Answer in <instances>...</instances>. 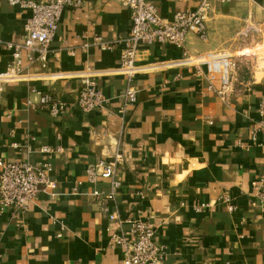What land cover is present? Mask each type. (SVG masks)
Listing matches in <instances>:
<instances>
[{
    "label": "crops",
    "instance_id": "obj_1",
    "mask_svg": "<svg viewBox=\"0 0 264 264\" xmlns=\"http://www.w3.org/2000/svg\"><path fill=\"white\" fill-rule=\"evenodd\" d=\"M151 1L165 19L197 3ZM28 16L0 0V72L12 60L5 43L22 40ZM130 24L123 0L65 8L46 64L22 54L18 77L1 84L0 160L48 162L55 188L39 185L25 208L0 210V264H122L111 237L118 224L107 217L113 211L152 224L163 264H264V205L252 186L264 157V69L250 61L264 54V0L214 3L205 37L188 34L184 48L139 46L131 79L137 101L127 105L119 47L103 50L94 36L114 43ZM213 51L240 59L226 99L207 88L218 81L206 64L180 63ZM85 75L104 96L88 112L76 104ZM43 93L68 110L51 116ZM116 152L123 159L113 177L89 181L86 168ZM113 179L111 199L93 194L109 193ZM200 203L207 205L196 210Z\"/></svg>",
    "mask_w": 264,
    "mask_h": 264
},
{
    "label": "built area",
    "instance_id": "obj_2",
    "mask_svg": "<svg viewBox=\"0 0 264 264\" xmlns=\"http://www.w3.org/2000/svg\"><path fill=\"white\" fill-rule=\"evenodd\" d=\"M10 5L18 6L23 11H28L24 33L20 42H6V47L11 51L12 60L5 70L0 72V88L4 81L18 77L22 62V54L29 61L39 60L44 66L50 50L61 13L65 8H82L85 0H6ZM228 0H197L192 9H185L173 13L170 19L162 18L155 4L151 0H123L130 14V28L128 33L114 43L105 42L100 35L94 36L95 42L103 50L119 47L121 70L127 76L128 85L124 95L126 104L132 105L137 101L136 89L131 85V79L137 72L135 61L138 48L141 45L172 44L184 48L188 34L192 33L201 38L206 35V21L209 10L214 3H225ZM206 64L207 72L211 79L218 81V87L208 84V89H215L222 99H226L232 90V75L238 65L237 57L225 51L208 52L198 56L186 58L180 63ZM104 96L96 81L90 75L81 78V87L77 94L76 104L83 111L88 112L101 106ZM39 102L51 116H56L68 110V105L50 95L43 93ZM24 104H30L25 101ZM260 114L264 111V100L260 103ZM261 124L264 120H261ZM42 150L50 153L48 146ZM123 159L120 152H116L112 160H98L96 166L86 168L89 181L95 182L97 178H112L114 171ZM0 210L23 209L38 191V186L55 188V182L48 177L51 166L48 162L32 164L23 161L0 160ZM119 186V181L113 179L112 190L102 194L94 190L97 197L104 196L111 199L114 190ZM252 186L257 189L260 202L264 205V157L261 171ZM222 200L228 203V209L233 210L228 195H223ZM207 204L200 203L196 210L202 209ZM107 217L118 224L117 232L111 235L112 242L122 251V264H163L164 246L153 240L154 227L145 220L137 218H122L116 211L109 212ZM128 223L127 230L120 229L122 223Z\"/></svg>",
    "mask_w": 264,
    "mask_h": 264
},
{
    "label": "rangeland",
    "instance_id": "obj_3",
    "mask_svg": "<svg viewBox=\"0 0 264 264\" xmlns=\"http://www.w3.org/2000/svg\"><path fill=\"white\" fill-rule=\"evenodd\" d=\"M261 45H264V44H261ZM228 53H230V52H228ZM233 56H235V55L233 54ZM235 57H237V56H235ZM237 60H238V64H239L240 59L237 58ZM250 61L252 62L253 65H255V67L257 66L259 69H264V54H261V55H256L255 54V55H253V57L250 58ZM245 69H247V68H245ZM237 70H238V66H237L235 71H237Z\"/></svg>",
    "mask_w": 264,
    "mask_h": 264
}]
</instances>
